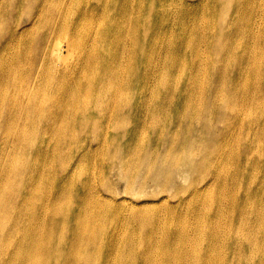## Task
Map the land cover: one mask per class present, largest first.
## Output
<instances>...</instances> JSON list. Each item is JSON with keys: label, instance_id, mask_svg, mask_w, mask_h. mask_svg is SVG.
<instances>
[{"label": "rangeland", "instance_id": "1", "mask_svg": "<svg viewBox=\"0 0 264 264\" xmlns=\"http://www.w3.org/2000/svg\"><path fill=\"white\" fill-rule=\"evenodd\" d=\"M63 23L102 62L27 107L29 70L70 42ZM120 97L144 131L158 114L161 136L115 124L105 165L107 119L82 105ZM19 128L27 146L4 152ZM0 237V264H264V0H0Z\"/></svg>", "mask_w": 264, "mask_h": 264}, {"label": "bare ground", "instance_id": "2", "mask_svg": "<svg viewBox=\"0 0 264 264\" xmlns=\"http://www.w3.org/2000/svg\"><path fill=\"white\" fill-rule=\"evenodd\" d=\"M35 8V4H31ZM11 8L10 4H5L4 10L7 12ZM82 17V16H81ZM26 20L30 19H36V21L40 20V16H37L36 18H33L32 15H26L24 17ZM33 20V21H34ZM33 23V22H32ZM34 27V26H32ZM49 30L51 35L57 34V20L54 18L51 20V23L49 25ZM24 32V31H22ZM60 33H65L67 37L70 36V39H68L70 42L66 44L58 43L55 46H53V50H51L52 45L46 46L45 51L43 52L42 56L39 57L37 66L35 69L29 70V77L26 82V89L24 93V98L27 97V107L30 105L31 101H33V106L35 109L39 108L42 109L44 103L41 101V97L35 95V91L39 89V87H44L46 82L50 79L54 80V85H57V79L61 83H70V81L74 80L75 76L80 77L82 74L85 73V68L88 65H91L93 67H96L99 65L101 60V53L99 49L97 48L95 51L93 48H81V44L79 43V39L85 37L84 33L80 30L75 29V26L71 25L70 27L63 23L59 30ZM34 43H38V40L34 38ZM106 43H109L114 46L113 50L119 51L124 49V45L121 43H117L114 38L109 39ZM39 65V66H38ZM5 74L7 72L5 71ZM33 78V79H32ZM15 81L13 85L16 83ZM37 88V89H36ZM36 89V90H35ZM46 91H48V85L45 86ZM106 101V100H105ZM105 101H98L96 100L93 103H88V101L78 103L77 108H79L82 104V108L85 109L88 106L92 105L91 113L95 116L96 114H101V118L107 119L108 122V130H107V139L103 142V158H106V164L107 162L115 166V163L117 162V159H120L119 152L113 148L110 147L112 143L109 141L108 137L110 136V133L112 130H115V126L124 125L131 131L130 132V141L138 140L139 142H148L149 134L152 131L155 134L154 142L157 141L160 138V132L158 127V114L153 116V120L156 121L155 125H153L148 131H144L141 127L137 125H132V122L128 121L126 117L124 116V111L126 110L125 102L123 100V97H120L116 106L113 108V110L110 111H104V103ZM54 109L57 111V105L54 106ZM26 120V125L28 124V121L30 120V117L25 114L24 116ZM123 119V121L121 120ZM20 133L25 134V128H19L13 135L11 136H5L2 138V149L3 151H12L15 147L19 155L22 153L24 148L27 146L25 143L26 137L21 135ZM26 135V134H25ZM27 138L30 137V135H26ZM173 145H175V139L171 140ZM110 149H114L115 153H112ZM55 152H53L54 155ZM139 158V156H138ZM108 167H106L107 169ZM177 167L176 169H178ZM172 170V173L174 175V171ZM176 178L181 182V186L187 185L188 182V175L181 173H178V175H175ZM96 178V176H95ZM171 182L177 183V181L174 179ZM178 184V183H177ZM98 191V190H96ZM100 192V191H99ZM163 193V191L159 192V194ZM168 196H163L161 200H148L143 205V213L148 214L146 220L152 219V216L155 215L157 218H161L164 216L167 211L169 210L168 207L165 206V202L167 201ZM125 200V199H124ZM150 207V208H149ZM47 211L43 213L41 216L42 222L41 225H44L48 221V214H46ZM23 215H27V213H23ZM23 224H26L29 228V224L27 222V219L23 222ZM4 245L3 237H0V246ZM119 255V252L117 256ZM49 264H57V259H46Z\"/></svg>", "mask_w": 264, "mask_h": 264}]
</instances>
